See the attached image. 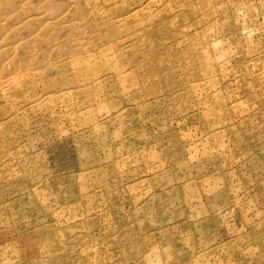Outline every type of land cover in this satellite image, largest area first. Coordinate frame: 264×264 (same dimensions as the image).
Segmentation results:
<instances>
[{
	"label": "rangeland",
	"instance_id": "rangeland-1",
	"mask_svg": "<svg viewBox=\"0 0 264 264\" xmlns=\"http://www.w3.org/2000/svg\"><path fill=\"white\" fill-rule=\"evenodd\" d=\"M0 264H264V0H0Z\"/></svg>",
	"mask_w": 264,
	"mask_h": 264
}]
</instances>
